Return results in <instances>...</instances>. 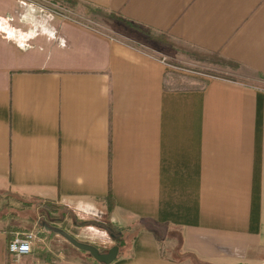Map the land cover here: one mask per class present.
Returning a JSON list of instances; mask_svg holds the SVG:
<instances>
[{"label":"crops","instance_id":"crops-1","mask_svg":"<svg viewBox=\"0 0 264 264\" xmlns=\"http://www.w3.org/2000/svg\"><path fill=\"white\" fill-rule=\"evenodd\" d=\"M82 1L255 79L172 87L162 58L0 0V194L138 226L110 264H264V0ZM16 223L0 214V264H96L13 259Z\"/></svg>","mask_w":264,"mask_h":264},{"label":"rangeland","instance_id":"rangeland-1","mask_svg":"<svg viewBox=\"0 0 264 264\" xmlns=\"http://www.w3.org/2000/svg\"><path fill=\"white\" fill-rule=\"evenodd\" d=\"M34 2L57 14H65L79 22L106 31L139 49L162 58L168 64L167 84L169 86L184 88L199 86L203 88L211 79H223L234 82H249L255 79L252 73L240 65L225 60L217 54L206 53L189 46L176 44L164 34L141 28H139L141 31H135L123 25L118 20H113L108 17L105 14L108 12L102 11L101 9L100 11H96L94 6L82 0L75 1L72 4L62 1L65 6L52 4L45 0H36ZM106 19L115 21L134 33L128 35L116 26H108ZM13 195L8 192L0 194V214L7 213L9 214V218L12 215H16L15 219L18 221V225L22 227L21 230H31L36 234L32 248L33 253H37L43 258H56L60 254L66 253L93 261L86 253L73 247L63 237L45 229L41 223L46 221V219L38 208L36 209L35 207L34 210L32 207L23 206L13 198ZM23 198L32 199L33 203H35L33 198ZM55 209L56 212L52 214L57 219V221H54L57 223L55 226L61 228L63 226L66 228L64 230H67L78 241L96 245L102 251H106L107 248L116 244L119 229L122 231L126 229V226L123 224L115 222H112L113 227H111L110 222L105 217H77V215H73L66 208L55 206ZM88 221L95 222L100 227L97 225H95L96 227L94 225H86L85 223ZM46 222L49 223L48 221Z\"/></svg>","mask_w":264,"mask_h":264},{"label":"trees","instance_id":"trees-1","mask_svg":"<svg viewBox=\"0 0 264 264\" xmlns=\"http://www.w3.org/2000/svg\"><path fill=\"white\" fill-rule=\"evenodd\" d=\"M33 1H36V0H33ZM45 1H47L49 3H52V4L59 5V6H63L64 4L62 3V1H65L68 4H72V3H74L75 1H78V0H45ZM95 10L96 11H100V9L97 8V7H95ZM105 14L108 17H110L111 19H113V20H118L119 22H121L123 25L129 27L130 29H133L135 31H141L139 29V27H137L135 24H133V23H131V22L125 20V19H122L121 17H119L118 15H115L114 13L108 12V13H105ZM160 34H162V33H160ZM13 198H15L17 201H19L25 207H32L34 210H35V207H36V209L38 208L40 210V212L42 213L43 217L46 219V221H48L49 223L54 224V225H57V223L54 222V221H57V219L54 218L53 215H52L54 212H56L55 206L56 207L57 206H60L61 208H64L61 205H57L55 202L46 201V200H42L40 198H35V197L33 198V200H35V203H33L32 199H25V198H23L21 196H18V195H13ZM108 200H110V197L108 198ZM7 216L9 217V214H7ZM15 216L16 215H12L10 218H16ZM18 224L19 223L17 221V223L14 225V228H15L14 231H19V232L24 231V230H21L22 227L19 226ZM85 224L86 225H97L98 227H100V225H98L95 222H91V221H88ZM110 224H111V227H113V224L111 222H110ZM62 228L63 229H66L63 226H62ZM137 228H138V226L135 225L134 227L126 228L124 231H122L121 229H119V231L117 233V237H118L117 240L118 241L116 242V244L119 246L118 256H121L122 254H124V249L123 248L125 246V243L128 240H130V238H133V236H134V230H137ZM96 247L99 250H101L98 246H96ZM81 252L86 253L92 259V257L87 252H84V251H81ZM92 260H93L94 263L99 264L94 259H92Z\"/></svg>","mask_w":264,"mask_h":264},{"label":"water","instance_id":"water-1","mask_svg":"<svg viewBox=\"0 0 264 264\" xmlns=\"http://www.w3.org/2000/svg\"><path fill=\"white\" fill-rule=\"evenodd\" d=\"M41 224L45 229L57 233L63 237L76 249L87 252L92 257V259L100 264H110L118 256L119 246L117 244L112 245L106 251H101L93 244L78 241L73 235L61 227L51 225L46 221H43Z\"/></svg>","mask_w":264,"mask_h":264},{"label":"built area","instance_id":"built-area-1","mask_svg":"<svg viewBox=\"0 0 264 264\" xmlns=\"http://www.w3.org/2000/svg\"><path fill=\"white\" fill-rule=\"evenodd\" d=\"M36 238L33 231L15 232L7 244L9 255L17 260L32 251V243Z\"/></svg>","mask_w":264,"mask_h":264}]
</instances>
